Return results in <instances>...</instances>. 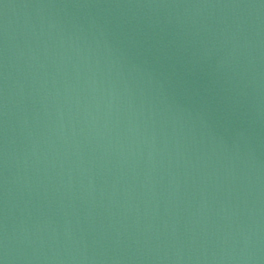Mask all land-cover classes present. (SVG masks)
<instances>
[{"label":"water","instance_id":"1","mask_svg":"<svg viewBox=\"0 0 264 264\" xmlns=\"http://www.w3.org/2000/svg\"><path fill=\"white\" fill-rule=\"evenodd\" d=\"M0 264H264V0H0Z\"/></svg>","mask_w":264,"mask_h":264}]
</instances>
